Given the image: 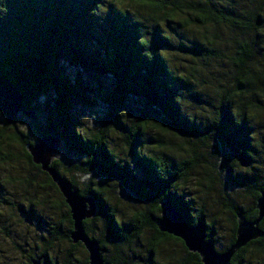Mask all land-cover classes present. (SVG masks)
Here are the masks:
<instances>
[{"label": "trees", "instance_id": "trees-1", "mask_svg": "<svg viewBox=\"0 0 264 264\" xmlns=\"http://www.w3.org/2000/svg\"><path fill=\"white\" fill-rule=\"evenodd\" d=\"M237 1L0 0V76H5L23 96L22 111L17 115L20 117L12 124L16 132L13 142L19 144L26 162L36 166L26 145L34 144L41 135L59 137L61 148L50 165L80 195L93 197L96 213L82 225L85 233L97 240L104 263L118 264L122 257L118 251L103 257L104 238L89 235L98 218L104 223L102 236L112 239L117 247L128 245L149 226L153 233L146 250L148 261L172 240L180 244L191 264H201L196 253L189 252L180 239L158 231L156 224L165 217L162 204L166 201L175 205L188 223L205 222L201 210L192 215L191 201L177 193L204 150L209 156L204 158L206 168H218L223 186L238 191L249 202L238 206L223 191V207L231 216V230L228 244L217 252L234 241L238 216L246 220L256 217L255 203L264 192V158L258 151V147H264V0ZM218 27L234 33L232 46L217 35ZM190 29L197 35L183 39L181 32ZM170 51L195 60L199 68L193 64L187 72L173 73L167 59ZM218 61L219 93L213 101L202 99L194 83L217 75L212 64ZM68 66L77 67L99 88L103 86L100 76L112 81L109 94L99 95L107 107L106 123L90 136L81 134V123L71 113L69 98L91 106L94 103L84 91L92 88L81 77L69 80ZM51 90L56 95V116L48 107L31 103L34 97ZM188 98L197 102L202 99L206 115L189 116L183 105ZM125 107L137 112L130 125H124L120 118L119 112ZM28 110L35 113V118L24 115L23 111ZM23 118L32 136L18 129L17 123ZM108 124L125 133L130 161L109 148ZM149 128L155 131L153 137L146 134ZM165 135L187 141L186 157L177 160L145 146ZM238 166H244L245 171H238ZM35 169L44 176V184L58 194L56 205L65 208L68 228L60 236L70 243L69 209L56 184ZM71 170L112 178L148 203L149 209L133 213L124 224L117 222L101 188L87 185L83 191L78 190L74 181L64 175ZM205 227L207 238L214 241L211 221L205 222ZM259 231V237L237 250L229 264H244L250 248L264 254V217ZM58 232L59 224L47 226L50 245ZM69 246L83 247L72 242ZM40 255L48 264H56L47 248L29 255L27 264ZM260 263L264 264V258ZM84 264H88V257Z\"/></svg>", "mask_w": 264, "mask_h": 264}, {"label": "rangeland", "instance_id": "rangeland-1", "mask_svg": "<svg viewBox=\"0 0 264 264\" xmlns=\"http://www.w3.org/2000/svg\"><path fill=\"white\" fill-rule=\"evenodd\" d=\"M239 2L240 0L237 1V4ZM242 2L244 3L241 0L240 3ZM215 32L218 36L220 34L222 39L228 41L226 45L232 46L230 42H233V32L229 33L227 29H219V27L215 29ZM181 33L183 39L197 35L196 30L193 29ZM216 46L219 48V42L216 43ZM167 59L173 73L177 71L187 72L188 67L193 64L199 68V64L195 60L178 51L168 52ZM212 68L216 70L217 75L206 76L204 81L195 82L194 85L198 87L201 93L200 98L205 100L208 98L213 101L216 92L219 93V61L213 63ZM224 70H227L226 66ZM66 75L69 80L81 77L92 88V91H84L89 100L94 103L91 106L69 98L71 113L81 123V134L90 136L106 123L107 107L99 95L101 93L109 94L112 81L109 77L100 76V83L103 86L99 88L96 82L74 66L66 67ZM202 99H200L201 102L190 98L184 101L185 112L196 118L206 115V110L204 111L206 105L202 102ZM55 101L56 95L51 90L46 95L42 94L34 97L31 103L32 105H38L40 108L48 107L51 113L56 116ZM133 109L125 107L122 112H119L124 125H130L131 121L137 118V112ZM17 125L18 129H24L26 134L32 136L31 127L28 126L29 124L24 118ZM108 125L107 140L109 148L113 149L115 153H119L123 160L130 161L125 147V133L111 124ZM146 134L153 137L155 131L149 128ZM206 143L210 142L206 141ZM145 146L153 152L162 150L178 160L186 157L184 150L188 147V143L184 139L165 135L157 143L146 142ZM1 151L2 153L13 151L16 158L10 163L0 165V264H27L28 256L38 253L43 248H47L48 255L56 264H65L66 260H69V264H84L85 258H87L86 250L83 247L71 248L69 246L71 242L65 241L60 236L68 228V224L64 218L65 208L56 205L57 200H59L58 194L44 184L42 174L23 162L18 143L3 142ZM258 151L259 155L264 158V147H258ZM58 153L59 151L55 156ZM205 157L209 159L206 150H204L203 157H199L196 161V166L190 170L186 182L179 186L177 193L184 195L185 198L191 201L189 210L192 215L201 210L205 222L211 221L213 246L216 251H220L228 244L231 230V216L223 207L222 196L224 192H227L231 200L233 198V203L238 206H246L249 202L238 191H231L229 186L226 188L223 186L218 168H206ZM130 163L133 167L132 162ZM236 169L240 172L245 171L244 166H238ZM64 175L73 180L80 191H83L87 185L92 188H101L103 197L106 198L108 206L113 209L114 219L117 222L124 224L133 213L149 209L148 203L123 189L112 178L96 174L87 175L76 170L64 172ZM207 186L208 188H206ZM54 224H59V232L50 245L47 226ZM91 230L92 233L89 235L95 238H104L103 257L114 256L116 251L120 253L122 258L118 264H179L180 262L184 263V261H186V264H191L180 244L172 240L167 241L160 250H156L151 255V261H148L146 250L148 240L153 233L149 226L144 227L137 239L132 240L128 245H120L119 247L109 237L102 236L104 232L102 218L94 221ZM246 258L247 261L244 264H261L260 260L264 258V254L257 253L254 248H250Z\"/></svg>", "mask_w": 264, "mask_h": 264}, {"label": "water", "instance_id": "water-1", "mask_svg": "<svg viewBox=\"0 0 264 264\" xmlns=\"http://www.w3.org/2000/svg\"><path fill=\"white\" fill-rule=\"evenodd\" d=\"M23 96L18 89L5 77L0 76V113L6 123L14 124L17 115L22 111ZM24 115L35 118L31 110L23 111ZM62 141L56 135H41L34 144H27L26 151L31 161L39 165L41 171L46 172L62 195L67 205L72 221L69 238L73 244L80 243L87 252L88 264L104 263L101 257L97 240L89 237L83 228L82 222L92 218L96 213V203L91 195H80L72 188L69 181L60 176L50 165L53 157L61 148ZM56 158V156H55ZM257 215L253 220H246L238 216L234 241L223 251L214 249L213 241L207 238L205 222L190 224L177 210L176 206L166 201L162 204L165 217L161 218L156 227L158 231L180 239L185 248L199 256L201 264H229L237 250L248 242L259 237V223L264 217V192L256 200ZM30 264H48L43 255L31 260Z\"/></svg>", "mask_w": 264, "mask_h": 264}, {"label": "flooded vegetation", "instance_id": "flooded-vegetation-1", "mask_svg": "<svg viewBox=\"0 0 264 264\" xmlns=\"http://www.w3.org/2000/svg\"><path fill=\"white\" fill-rule=\"evenodd\" d=\"M16 136V132L12 129V124L6 123L2 113H0V165L5 163H10L12 160H15L16 155L13 151H8L7 153H2L1 147L3 146V142H13V138ZM21 149V148H20ZM21 156L23 162L29 166L30 168H39V165L33 166L32 164L26 162V158L24 152L21 149ZM30 156V155H29ZM4 158V159H3ZM31 160V158H30ZM32 162V161H31ZM35 165V164H34ZM38 166V167H37ZM41 171V169H40ZM43 172V171H42ZM46 173V172H44ZM47 174V173H46ZM48 175V174H47ZM60 175V174H59ZM61 176V175H60ZM51 179V178H50ZM66 180V179H65ZM68 181V180H67ZM72 185V184H71ZM60 193V192H59ZM61 195V194H60ZM62 196V195H61ZM63 198V197H62ZM64 200V199H63Z\"/></svg>", "mask_w": 264, "mask_h": 264}, {"label": "snow or ice", "instance_id": "snow-or-ice-1", "mask_svg": "<svg viewBox=\"0 0 264 264\" xmlns=\"http://www.w3.org/2000/svg\"><path fill=\"white\" fill-rule=\"evenodd\" d=\"M117 2H119V3H123V2H124V0H117Z\"/></svg>", "mask_w": 264, "mask_h": 264}]
</instances>
